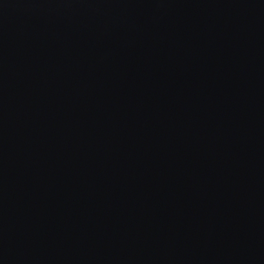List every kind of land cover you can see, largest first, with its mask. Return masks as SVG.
Returning <instances> with one entry per match:
<instances>
[{
	"label": "water",
	"instance_id": "95a60500",
	"mask_svg": "<svg viewBox=\"0 0 264 264\" xmlns=\"http://www.w3.org/2000/svg\"><path fill=\"white\" fill-rule=\"evenodd\" d=\"M0 264H264V0H0Z\"/></svg>",
	"mask_w": 264,
	"mask_h": 264
}]
</instances>
